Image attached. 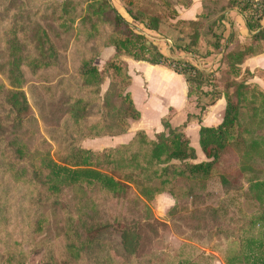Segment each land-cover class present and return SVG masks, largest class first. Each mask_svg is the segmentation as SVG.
<instances>
[{
    "label": "rangeland",
    "instance_id": "rangeland-1",
    "mask_svg": "<svg viewBox=\"0 0 264 264\" xmlns=\"http://www.w3.org/2000/svg\"><path fill=\"white\" fill-rule=\"evenodd\" d=\"M168 1L169 4L167 0H111L130 21L126 7L157 14L163 23L160 31L145 30L139 23H135L136 26L144 29L166 56L187 61L210 73L211 86L227 88L232 92L233 81L237 84L252 78L264 80V65L261 64L254 73L243 69L241 64L245 72L234 80L228 74V65L233 60L219 54L206 56L204 40L200 41L199 52L195 55L178 51L169 37H174L178 31L190 32L192 27L188 21L180 20L178 15L172 13L171 7L181 8L182 0ZM226 2L204 0V11L212 10L211 13H214ZM86 3L87 0H0V84H7L6 71L13 58L11 52L21 54L32 50L31 46L27 49V44L32 43L31 29L34 23H41L48 30L56 48V67L39 70L34 75L31 68L23 66V89L32 110L24 121L11 123L10 134L0 141V264H7L2 260V254L10 249L15 251L13 261L21 264H240L241 258H236V255L247 252L250 248L246 246L248 239L257 238L262 230L260 224L255 222L262 209L248 187L249 181L264 180V139H260L264 135V109L253 111V105L259 107L261 100L254 81L249 82L240 124L234 128L235 134L242 130V135L245 128L243 137L246 144L256 140L259 146H255L259 148L246 158L240 139H231V149L238 155V162L227 174L228 187H224L219 175L214 173L204 180L177 178L171 184L173 194L163 192L167 198H158V195L151 200L135 195L136 199L133 195L114 197L96 187H86L82 192L75 187L63 186L58 194L36 201L38 190L45 186L39 183V176L36 178L33 171L38 169L46 156L54 160L62 159L69 140L77 147H83L84 140L94 138L80 139L84 131L78 127H86L97 118V113L102 112L96 105L91 109L77 107L67 111L62 103L67 96L84 99L91 96L78 91L83 84L79 72L84 58L98 53L93 63L102 70L114 54V48L106 46L103 39L112 32L111 24L103 18L98 20L87 16ZM225 16L227 21L233 23V37L228 49H225V55L253 44L249 32H241L238 28V23L243 22L241 15L229 9ZM106 48L109 49L104 52ZM131 61L138 63L133 68L141 71L131 87L119 76H114L113 69H110L102 71L105 73L100 85L102 93L114 80L118 84L117 91L122 94L129 91L139 109H165L167 104H180V95L176 91L180 87V80L169 76L164 70L165 66ZM59 74L61 76L58 78ZM142 76L148 81L149 97L143 89ZM56 81L61 82L58 89H55ZM183 82L187 84L184 79ZM211 86L204 88L210 89ZM145 96L148 105L144 101ZM188 101L189 106L195 109V95ZM3 110L0 103V111ZM195 111L194 117H199V110ZM253 112L255 119L251 118ZM78 115L82 116L78 118ZM106 138L115 140V137ZM3 143L12 145L13 149L22 148L24 159L17 160L9 155ZM194 145L197 152L202 154L198 140ZM128 168L139 171V164L131 162ZM92 208V214L100 221L112 224L116 221L148 223L143 250L135 256L126 255L121 248L119 233L113 228L101 234L99 254L89 257L88 261L68 250L76 237L75 225L81 223V212ZM39 217L44 227L41 231L32 232L30 223Z\"/></svg>",
    "mask_w": 264,
    "mask_h": 264
},
{
    "label": "trees",
    "instance_id": "trees-1",
    "mask_svg": "<svg viewBox=\"0 0 264 264\" xmlns=\"http://www.w3.org/2000/svg\"><path fill=\"white\" fill-rule=\"evenodd\" d=\"M200 1L202 10L196 19L186 20L192 27V31L187 33L178 31L177 35L169 37V40L178 51L191 55L199 52V43L204 40L207 45L206 56L219 54L233 60L228 65V74L237 80L245 72L241 69L244 60L264 51V0H227L225 5L214 13H211L212 10L204 11V0ZM167 2L170 3L168 0ZM191 3L192 0L181 2L185 8ZM86 8L87 16H93L98 20L103 18L105 22L111 24L112 32L107 33L103 39L106 46L114 48V54L102 70L93 63L98 53H92L88 58H84L79 72L83 78V84L78 91L91 96L86 99L79 96L76 98L67 96L62 102L66 105L67 111L77 107L91 109L95 105L97 109L102 110L89 125L78 127L84 131L80 139L122 134L128 129L129 119L140 117V112L129 91L123 94L117 91V81H110L106 90L103 93L100 91V85L105 78L104 72L110 69H113L114 76L117 75L125 80L128 86L131 84L124 57L153 65H163L182 75L188 86L187 97L190 99L192 95H195L194 106L199 113L220 98H224L223 116L216 126H200L198 142L204 155V159L200 161L196 160V150L182 130L185 123L195 115H188L182 126L176 128H173L167 119L162 120L164 130L156 133L153 138L143 130H138L127 143L102 149L77 147L72 140H69L65 146L67 152L62 159L54 160L46 156L38 169L33 171L36 178L39 176V183L45 186L44 189L38 190L36 201L45 200L47 195L58 194L63 186L75 187L82 192L86 187H96L111 193L114 197L133 195L135 199V196H141L145 200H151L163 192L173 194L171 184L179 177H185L188 180H204L214 173L219 175L222 185L228 187L227 174L237 166L238 162V155L231 149V139L234 137L240 139L245 147L243 155L246 158L259 148V141L256 140H252V144H246L245 128H243V135L242 130L235 134L234 128L235 125L240 124L242 106L250 88L249 83L243 81L236 84V81H233L232 92L227 88L220 89L211 86L210 73L187 61L174 60L166 56L158 44L143 31L144 29L160 31L163 23L157 14L135 7H126L125 12L130 21L116 9L111 0H87ZM171 9L173 15L177 16V9L174 7ZM229 9H234L241 15L253 44L236 52L230 51L225 55V49H228L233 37V31H231L233 23L227 21L225 16ZM135 23L141 24L144 29L138 28ZM226 32H228L227 35ZM31 39L32 43L27 44V49L31 46V51L29 49V52L25 51L21 54L11 52L13 58L6 71L7 84H0V103L4 108L0 111V141L10 134L11 123L24 121L32 110L23 89L25 82L23 66L31 68V73L34 75L39 70L56 67V48L50 40L48 30L41 23L32 25ZM60 76L61 74L57 77ZM55 85V89H58L61 82L56 81ZM208 85L211 86L210 89L204 88ZM257 87L261 100L259 107L253 105V111L264 109V91L258 85ZM196 118L200 119V116ZM251 118H256L254 112ZM260 139H264V135ZM3 145L9 155L17 160L24 159L22 148L13 149L12 145L6 143ZM131 162L139 164V171L128 168ZM248 187L249 191L255 194L258 205L262 209L255 221L260 224L262 230L257 238L248 239L246 246L250 247L249 250L239 253L236 258H241L240 264H264V180L249 181ZM135 203L138 204V200ZM93 209L81 212V223L78 222L77 226L75 225L76 237L69 244L68 250L83 257L84 261H88L89 257L99 254L101 247L99 237L110 228L119 233L121 248L126 255L135 256L143 250L147 240L145 228L149 226L148 223L116 221L112 224L109 221H100L92 214ZM154 220L157 221L156 218ZM30 225L32 232L41 231L44 227L41 217L33 220ZM14 252V249L6 251L2 254V260L7 264H21L22 262L13 261ZM228 264L231 263L228 262Z\"/></svg>",
    "mask_w": 264,
    "mask_h": 264
},
{
    "label": "crops",
    "instance_id": "crops-1",
    "mask_svg": "<svg viewBox=\"0 0 264 264\" xmlns=\"http://www.w3.org/2000/svg\"><path fill=\"white\" fill-rule=\"evenodd\" d=\"M202 10L201 7V1L200 0H192V3L189 7H181L178 8V18L183 19V20H192L196 19V15H198ZM228 19V18H227ZM238 19L236 18V21ZM238 22H240L238 20ZM237 22V23H238ZM240 24V25H239ZM238 28L241 32H248L244 21L241 23H238ZM109 48H106L104 52H106ZM111 52V51H110ZM127 60V66H128V73L131 77V85L134 83L135 78L137 75L141 73L140 70H136V68H133L134 64H138L136 62H132L131 58H126ZM133 60V59H132ZM137 61V60H135ZM264 51L261 54H258L256 56H251L247 57L244 62L242 63L243 69L247 68L251 73H254V70L259 67V65H264ZM165 68V67H164ZM166 72L168 73L169 76L172 78H178L180 80V87L178 86L176 91L180 95V104L176 106L175 104H167L165 109H139L133 99V102L137 108V110L140 112V117L138 119H129L128 120V129L126 132L114 136H100V137H95V138H89L84 140L83 142V147L89 148V149H102L105 147H110V146H117L118 144L122 143H127L138 130H143L149 137H154V133H158L164 130L162 126V120L167 119L168 122L171 124L173 128L180 127L182 124L186 121L188 115H194L193 113L196 114V111L194 108L189 106V101L187 97V91H188V86L187 84L185 85L183 82L184 77L181 75L176 77L177 73L174 71L165 68ZM180 75V74H179ZM144 77V76H142ZM183 77V78H182ZM185 81V80H184ZM255 82L261 90L264 91V80H258L256 78H252L251 80L247 81L249 82ZM143 89H145L147 97H149V91H148V81L143 79ZM186 83V81H185ZM133 98V97H132ZM220 98L217 100L214 104L207 106L206 109L198 113L200 115V119L197 118H191L189 121L185 123V125L182 127V130L184 131L185 135L189 138L190 144L194 145V143L197 142L199 139V134L197 136V133L199 132V128L201 125L204 126H216L218 123L221 122L224 108H225V99ZM144 101L147 104L146 101V96L144 97ZM145 111V112H144ZM148 113V114H146ZM148 115V117L145 116ZM151 117V119H149ZM106 137H115L114 142H112L110 139ZM102 140V141H99ZM88 145L89 147L85 146ZM196 150V156H197V161L203 160L204 155L203 153H198L197 148L195 145L193 146ZM200 147V146H199ZM167 196L165 193H160L158 194V198H162ZM167 198V197H165Z\"/></svg>",
    "mask_w": 264,
    "mask_h": 264
}]
</instances>
